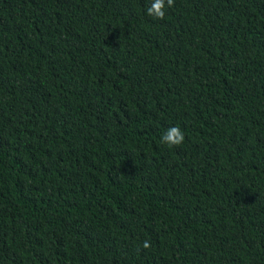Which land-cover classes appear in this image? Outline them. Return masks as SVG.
Masks as SVG:
<instances>
[{"label":"trees","instance_id":"16d2710c","mask_svg":"<svg viewBox=\"0 0 264 264\" xmlns=\"http://www.w3.org/2000/svg\"><path fill=\"white\" fill-rule=\"evenodd\" d=\"M151 2L0 0V264H264V0Z\"/></svg>","mask_w":264,"mask_h":264},{"label":"clouds","instance_id":"9594fccd","mask_svg":"<svg viewBox=\"0 0 264 264\" xmlns=\"http://www.w3.org/2000/svg\"><path fill=\"white\" fill-rule=\"evenodd\" d=\"M175 0H152L150 5L146 8L147 15L156 19L163 20L165 17V8H171L174 6ZM185 140L184 132L181 128L172 126L168 128L161 136V144L173 148L180 146ZM151 247L148 241L143 242V248L147 249Z\"/></svg>","mask_w":264,"mask_h":264}]
</instances>
